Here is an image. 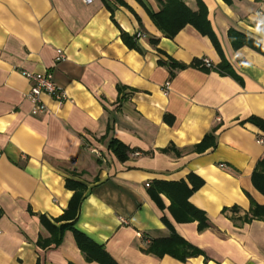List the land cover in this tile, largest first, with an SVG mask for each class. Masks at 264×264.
Returning <instances> with one entry per match:
<instances>
[{
	"label": "crops",
	"instance_id": "1",
	"mask_svg": "<svg viewBox=\"0 0 264 264\" xmlns=\"http://www.w3.org/2000/svg\"><path fill=\"white\" fill-rule=\"evenodd\" d=\"M201 1L217 46L190 26L164 38L148 15L159 11L154 0H0V264H96L69 231L55 248L37 246L49 236L40 216L54 224L68 206L67 180L85 187L75 229L118 264H264V217L241 222L251 202L264 208L251 181L264 130L247 122L264 121V56L228 39L234 30L264 45V0ZM170 61L188 68L171 72L161 65ZM221 64L234 77L219 74ZM47 73L64 101L42 95L47 110L33 114L25 75ZM207 135L215 146L193 151ZM168 146L180 154L161 153ZM189 175L203 181L189 199L211 226L202 232L148 194L152 182ZM232 208L240 212L223 215ZM172 232L204 255L145 254Z\"/></svg>",
	"mask_w": 264,
	"mask_h": 264
},
{
	"label": "trees",
	"instance_id": "2",
	"mask_svg": "<svg viewBox=\"0 0 264 264\" xmlns=\"http://www.w3.org/2000/svg\"><path fill=\"white\" fill-rule=\"evenodd\" d=\"M154 1L159 5V11L156 13L148 11V15L155 28L164 38L172 40L182 29L186 26H190L201 36L208 37L211 42L217 46V41L207 18V9L201 0H195V10L190 9L182 0ZM222 1L226 4L231 3V0ZM120 4H122V2H120ZM120 38L123 43L127 45V47L130 49L135 48L133 44L129 43V37L121 30ZM228 39L234 50L247 47L264 56V45L257 43L243 34L230 30L228 32ZM151 42L156 44L157 40H153ZM199 64L200 63L191 65V67L198 66ZM161 65L167 66L171 72L188 68V66L173 61H170L167 64L161 63ZM217 71L221 75L234 77L233 71L227 64H221L218 66ZM247 122L261 130H264V121H260L256 118H250ZM214 146L215 143L213 142L212 136L207 135L199 144L193 146L192 150L201 154ZM108 148L120 161H124L126 159V148L121 143L111 139L109 141ZM170 151L176 152V155L180 154L172 146H168L167 148L161 150V153L166 154ZM251 181L254 188L260 194L264 195V159L257 162L251 176ZM202 186L203 181L193 175H189L186 181L181 180L179 182L169 183L160 181L152 182V184L149 185L148 194L153 202L161 209L163 208V205L160 195L166 197L170 201L168 210L172 214L175 221L179 223L196 222L197 230L202 232L209 229L211 226L206 219L205 214L189 203L190 197ZM65 187L73 192L68 206L64 210L62 216L58 218L54 224L48 221L45 217L40 216V224L49 236L45 239H39L37 246L43 250L55 248L61 244L65 232L69 231L73 234L76 246L87 263L118 264L107 254L103 246L92 242L84 234L75 229L77 214L83 200L85 187L82 184L71 180L66 181ZM222 212L223 215H226L228 213H239L240 210L232 208L230 210L225 209ZM260 217H264V208H260L251 202L249 214H246L242 218L241 222L250 223L253 219ZM163 222L165 221L163 220ZM144 252L147 255H151L159 259L164 256H169L179 262H185L190 258L204 255L201 250L179 238L173 232L168 239L151 240L148 242Z\"/></svg>",
	"mask_w": 264,
	"mask_h": 264
},
{
	"label": "built area",
	"instance_id": "3",
	"mask_svg": "<svg viewBox=\"0 0 264 264\" xmlns=\"http://www.w3.org/2000/svg\"><path fill=\"white\" fill-rule=\"evenodd\" d=\"M94 0H83L85 4H91ZM261 13L259 12L257 14V18L261 17ZM136 39L145 38V35L143 33H136L135 34ZM59 58H62V55L59 52ZM203 65L206 67H210V61L208 59H203ZM25 77L27 80H29L32 84L30 91L28 93V99L35 105L32 113L33 114H39L44 113L47 109L46 107L41 104L40 97L42 95H47L52 97L58 102L64 101V96L61 91H59L56 86L53 84L52 75L47 73L45 75H32V74H26ZM259 143L264 144V141L260 140ZM223 167V166H221ZM2 234L0 230V235Z\"/></svg>",
	"mask_w": 264,
	"mask_h": 264
}]
</instances>
